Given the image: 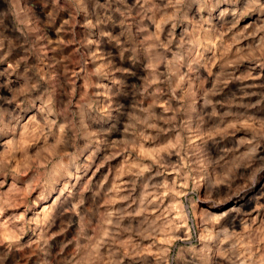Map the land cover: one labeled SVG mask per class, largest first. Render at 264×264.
I'll list each match as a JSON object with an SVG mask.
<instances>
[{
  "label": "rangeland",
  "instance_id": "rangeland-1",
  "mask_svg": "<svg viewBox=\"0 0 264 264\" xmlns=\"http://www.w3.org/2000/svg\"><path fill=\"white\" fill-rule=\"evenodd\" d=\"M6 139L0 264H264V0H0Z\"/></svg>",
  "mask_w": 264,
  "mask_h": 264
},
{
  "label": "bare ground",
  "instance_id": "bare-ground-1",
  "mask_svg": "<svg viewBox=\"0 0 264 264\" xmlns=\"http://www.w3.org/2000/svg\"><path fill=\"white\" fill-rule=\"evenodd\" d=\"M221 13H223V11L221 12ZM6 140H8V139H6ZM14 140H8V141H5V142H2V143H0V149H5V148H7L9 145H13L14 146ZM13 186V185H12ZM264 191V183L262 184V186H261V188H260V193L261 192H263ZM255 199V197H253V196H250V197H248L247 199H246V203H247V205H251V203H252V201ZM232 225L233 226H238V222L237 221H233L232 222Z\"/></svg>",
  "mask_w": 264,
  "mask_h": 264
}]
</instances>
